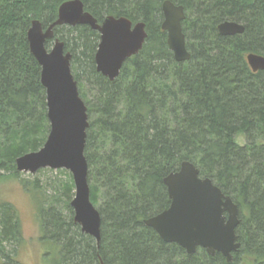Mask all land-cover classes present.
Returning <instances> with one entry per match:
<instances>
[{"label":"trees","instance_id":"1","mask_svg":"<svg viewBox=\"0 0 264 264\" xmlns=\"http://www.w3.org/2000/svg\"><path fill=\"white\" fill-rule=\"evenodd\" d=\"M66 0H0V181L19 179L35 201L43 240L59 245L54 264H264V70L246 55H264V0H172L190 58L176 61L162 28L164 0H81L99 22L107 15L144 21L138 54L114 80L97 70L100 32L88 25L54 26L72 53V72L88 106L85 156L90 199L101 215V241L74 221L73 176L44 184L23 177L16 160L39 150L50 132L41 66L28 30L48 28ZM226 20L245 25L223 35ZM244 133L241 145L237 136ZM195 164L239 206V242L232 261L199 247L193 254L166 242L145 219L171 200L164 179L182 162ZM54 170L40 169V172ZM31 174V173H30ZM17 207L0 201V264L17 260L24 242Z\"/></svg>","mask_w":264,"mask_h":264},{"label":"water","instance_id":"2","mask_svg":"<svg viewBox=\"0 0 264 264\" xmlns=\"http://www.w3.org/2000/svg\"><path fill=\"white\" fill-rule=\"evenodd\" d=\"M183 8L172 0L162 3V28L168 33V47L174 59L180 62L189 60L191 55L183 34L182 21L186 18ZM57 15V20L48 28H43L39 19L33 20L27 40L30 53L41 66L50 132L43 147L22 154L15 165L18 171L32 174L43 168L68 170L75 184V195L71 199L74 221L100 243L101 215L90 199L89 165L84 150L90 124L88 106L73 76L72 53L66 51L64 42L59 39H55L51 47L47 42L54 37V26L84 24L92 27L101 35L95 55L97 70L114 80L127 59L142 49L148 32L144 21L133 23L125 16L107 15L99 22L81 0L63 1ZM218 30L223 35L242 34L245 25L226 20L218 25ZM246 57L253 71L264 70L263 54L251 52ZM211 180L201 177L194 163L183 160L179 170L164 179L170 206L145 219V223L166 242L178 243L189 254L202 247L211 256L221 252L232 261V254L241 245L236 230L241 220L239 206Z\"/></svg>","mask_w":264,"mask_h":264},{"label":"rangeland","instance_id":"3","mask_svg":"<svg viewBox=\"0 0 264 264\" xmlns=\"http://www.w3.org/2000/svg\"><path fill=\"white\" fill-rule=\"evenodd\" d=\"M237 141L241 145L245 144L244 133L237 136ZM30 175H32V179L39 177L44 184L47 182L58 184L65 177L63 173L59 172V169L38 171L36 174L27 172L23 177L29 178ZM2 200L11 202L17 207L22 223L23 239H25L18 250L17 260L11 264H54L55 261H58L60 259L59 245L51 240L40 238L42 233L35 201L23 188L19 179L0 181V201Z\"/></svg>","mask_w":264,"mask_h":264}]
</instances>
